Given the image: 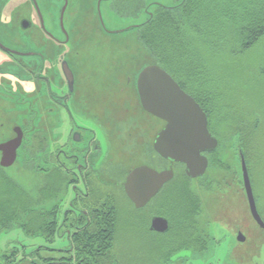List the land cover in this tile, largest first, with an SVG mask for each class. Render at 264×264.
<instances>
[{
    "label": "flooded vegetation",
    "instance_id": "flooded-vegetation-1",
    "mask_svg": "<svg viewBox=\"0 0 264 264\" xmlns=\"http://www.w3.org/2000/svg\"><path fill=\"white\" fill-rule=\"evenodd\" d=\"M181 1L185 2L174 3ZM155 3L0 0V143L22 133L16 162L26 171L36 170L41 220L56 226L41 236L67 242L64 247L41 245L52 254V260L42 259L41 264H76L74 241L86 234L105 239L109 218L115 219L112 237L133 243L130 252H112L116 264H230L229 253L239 258V264H255L252 258L241 257L260 253L255 232L232 226L228 243L232 251L227 248L229 253L222 257L215 254L225 247L228 233L218 236L222 229L212 228L210 220L216 216L207 206L223 202L231 188L225 180L217 193L216 183L221 181L207 171H221L228 148L226 131L210 121L191 86L175 77L205 110L218 146L203 153L208 168L197 177L188 174L185 164L163 157L155 148L166 122L143 107L138 79L145 66L158 63L149 52L153 60L140 66L134 35L130 39L136 30L121 32L112 16L150 18L153 13V18ZM24 22L29 26L24 27ZM129 52L131 58L123 57ZM65 63L70 75L65 73ZM232 139L243 141V136L234 132L229 143ZM221 146L226 148L221 151ZM238 153L248 164L241 148ZM126 157L135 162L126 164ZM142 165L158 172L172 170L173 177L138 207L125 182ZM229 207L216 205V210ZM227 220L236 223L233 216ZM256 264H264V259Z\"/></svg>",
    "mask_w": 264,
    "mask_h": 264
},
{
    "label": "trees",
    "instance_id": "trees-1",
    "mask_svg": "<svg viewBox=\"0 0 264 264\" xmlns=\"http://www.w3.org/2000/svg\"><path fill=\"white\" fill-rule=\"evenodd\" d=\"M184 1L174 3L172 7L156 5L154 17L139 28L138 39L156 59L158 65L178 81H185L191 86L195 98L206 107L210 117L214 106L217 105L215 100L214 104L210 105L206 96L212 92L215 95L211 83L213 80L205 76L194 84L193 75L196 71L207 70L208 63L217 62L215 64L221 70H228L226 62L221 60L225 55L239 57L260 42L264 37V0ZM176 10L178 14H175ZM235 67L239 73V65ZM217 109L221 112L220 108ZM214 123L222 126L221 122ZM240 128L238 131L244 141L247 133ZM238 142L241 143V140ZM240 148L247 156L241 145ZM29 172L33 173L36 180V170ZM45 192L46 197L49 191ZM0 196L6 199L0 202V232L19 228L29 236L35 237L43 234L46 236L55 230L56 226L41 220L36 181L32 188L25 187L8 176L5 168L0 166ZM47 200L49 201L48 198ZM114 220L108 219L105 239L94 240L91 236L86 237V234L74 241L75 250L78 252L76 264H114L111 257L117 242L111 235ZM50 237L47 235L46 240L53 242ZM41 251L42 247H37L31 250L30 254L25 252L26 255L22 258H19V250L0 252V264H19L26 261L30 264H41V259L44 262L52 260L51 254L42 256Z\"/></svg>",
    "mask_w": 264,
    "mask_h": 264
},
{
    "label": "rangeland",
    "instance_id": "rangeland-1",
    "mask_svg": "<svg viewBox=\"0 0 264 264\" xmlns=\"http://www.w3.org/2000/svg\"><path fill=\"white\" fill-rule=\"evenodd\" d=\"M148 1H156V3L164 5L174 4V0ZM155 6L156 4H153V7ZM112 16L120 26L131 25V23L138 21V17L123 19L115 17L114 15ZM144 17L145 14L142 15V18ZM127 35L128 37L131 35L130 39L134 35V40H131L137 51L140 66L145 63L144 61H150L151 59L149 58L152 56L149 54V50L144 48L145 46L138 41V38H135V32ZM126 41L128 40L125 38L124 42ZM146 55H149V57L146 58ZM123 57L131 58L130 52L124 53ZM221 60L226 62L225 64L228 70H221V68L215 64L217 62H215V65L213 63H208L209 66L212 65L210 67L208 66L207 70L196 71L193 75L194 84L198 83L197 81L203 80V77L205 76L212 78L213 81L211 83L215 90V95L212 92V94H207L206 96L210 105L214 104V100L217 102V105L216 107L214 106V111L210 113L209 118L213 123L214 121L221 122L222 128L226 131L224 135L226 136L228 143V148L225 152L226 155L223 162H221V171L219 169L216 170V168L207 171L210 176L214 177V180L220 179L221 181L216 183V188L218 187V190L216 191L217 193L222 191L221 185L225 184L223 183L225 180L230 182L229 185L231 188L230 190L228 188L226 191L223 202L219 200L216 203L219 209H221L224 204L225 206H230L229 208L222 209L221 211L219 210V212L216 210L217 208L215 204L213 207H211L212 205L210 204L207 206V210L210 211V213L213 212L216 216L210 220L213 222L212 228L217 230L222 229L218 236L228 233L225 235L227 238L225 247L224 245L221 246L218 251L214 253L216 256L222 257L229 253L227 248H229L230 252L232 251V244H228L230 237L229 232L232 229V226L237 228L240 227L244 229V232H246L245 229L248 228L258 236L256 240L260 242L261 250L260 253L252 255L245 253L246 257H241V259L252 258V263L256 264L257 261H262V259H264V229L259 226L255 219L253 220L249 209L248 198L246 196L245 187H243L244 176H242L241 157L238 150L241 145L247 153L249 176L252 180L251 183L252 187H254L256 198H258V208L264 216V37L260 39V42L256 46L248 50L247 53H244L239 57L231 54L225 55ZM235 65H239V73ZM217 108H220L221 112H218ZM136 111L137 113H140L139 110ZM240 127L245 133H247V135L244 136V141L239 143L238 141L233 142L234 139H232L233 143H229V135L234 134V132H239L237 129ZM10 132L11 130L9 129V133ZM225 148L226 147H222L221 151ZM129 161L135 162L126 157L125 163L127 164ZM5 172L17 182L25 185V187L32 188L35 184L36 180L33 177V173L23 169L17 162L12 167L5 169ZM208 198H210V193L207 195L204 194L205 203ZM4 199L0 196V202ZM231 216L234 217L236 223L227 220L228 218H231ZM41 245L64 247L67 245V242L64 240L48 242L44 236L32 237L19 228H12V230L0 232L1 253H8L12 249H15L20 251L19 258H22L26 255L25 252L30 254L31 250L37 249V247H40ZM132 248V242L119 240V242H116L113 254L116 255L118 251L125 254L127 251L130 252ZM47 253L51 254V251L47 249L41 251L42 256H45ZM211 255L212 252H210L209 256ZM38 260L40 261V259ZM227 260H231L230 264H239V262H237L239 258H232L230 253ZM19 264L30 263L26 261Z\"/></svg>",
    "mask_w": 264,
    "mask_h": 264
},
{
    "label": "water",
    "instance_id": "water-1",
    "mask_svg": "<svg viewBox=\"0 0 264 264\" xmlns=\"http://www.w3.org/2000/svg\"><path fill=\"white\" fill-rule=\"evenodd\" d=\"M155 4L164 5L161 3ZM153 8L155 10L156 6ZM152 16L150 18L140 17L138 21L131 23V25H119L120 31L126 33L136 30L135 38H138L137 29L151 19ZM110 23V20H108L107 25L110 26ZM27 26H29V23L24 22V27ZM138 41L142 44L140 40ZM148 57L149 55H146V58ZM149 59L153 60L152 57ZM67 67L68 65L65 63V73L70 75L66 70ZM138 89L143 107L166 122L165 127L157 136L156 150L163 157L173 162L185 164L189 175L193 177L203 175L208 168V157L203 153L213 151L218 146L217 139L209 132V121L205 110L167 70L158 64H149L141 70ZM21 141L22 133L19 131L18 135L12 140L0 143V151L2 152L1 167L7 169L14 165ZM242 165L244 186L246 187L252 216L264 228V220L259 209H257L254 189L251 185L244 156L242 157ZM172 177V170L158 172L150 166L142 165L135 167L129 173L125 188L129 197L138 207H141L158 192L164 182Z\"/></svg>",
    "mask_w": 264,
    "mask_h": 264
}]
</instances>
